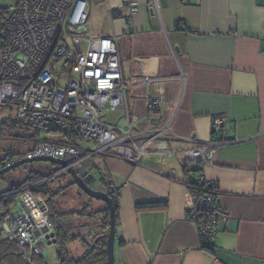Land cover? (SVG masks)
I'll use <instances>...</instances> for the list:
<instances>
[{
    "label": "crops",
    "instance_id": "0c3cea01",
    "mask_svg": "<svg viewBox=\"0 0 264 264\" xmlns=\"http://www.w3.org/2000/svg\"><path fill=\"white\" fill-rule=\"evenodd\" d=\"M131 2L133 11L125 0H87L92 34L117 37L133 114L148 111V95H163L176 154L139 164L96 155L118 192L115 264H264V0ZM146 71L155 75L148 88ZM112 113L111 122L124 123V108ZM215 117L225 120L213 132ZM209 142L213 159L202 162ZM183 165L218 185L228 218L213 251L186 215Z\"/></svg>",
    "mask_w": 264,
    "mask_h": 264
},
{
    "label": "built area",
    "instance_id": "2783aa9c",
    "mask_svg": "<svg viewBox=\"0 0 264 264\" xmlns=\"http://www.w3.org/2000/svg\"><path fill=\"white\" fill-rule=\"evenodd\" d=\"M125 1L133 11L131 0ZM154 79L150 71L140 75L145 88ZM128 90L117 37L92 34L87 0H12L0 7V114L26 128L30 137L55 134L42 139L38 134L25 154L1 159L0 169L23 157L65 159L62 171L100 154L133 164L151 155L176 154L163 95H148V111L138 116L128 109ZM118 108L125 109L123 124L105 118ZM224 120L213 118L212 131L221 130ZM201 148L202 162L211 161L213 143H201ZM198 175L203 184L187 189L186 215L201 238L212 241L228 216L217 203V183ZM16 192L19 202L2 221L0 240L15 241L29 258L51 241L52 227L43 200L28 187Z\"/></svg>",
    "mask_w": 264,
    "mask_h": 264
},
{
    "label": "trees",
    "instance_id": "16d2710c",
    "mask_svg": "<svg viewBox=\"0 0 264 264\" xmlns=\"http://www.w3.org/2000/svg\"><path fill=\"white\" fill-rule=\"evenodd\" d=\"M9 119L0 121V134L8 126L15 127L17 124ZM25 132L18 134V137L25 136ZM14 156V155H13ZM10 156V157H13ZM30 163V162H29ZM28 163V164H29ZM36 161H32L31 166L27 169L26 177L19 183L8 186L6 189H0V232L2 221L8 219L13 203L16 201L18 194L16 191L28 187L33 195L43 200V206L48 213V218L55 234L56 259L58 264H107L106 240L109 232V209L103 201L94 199L82 191L74 182L71 175L62 170L64 174L70 177V184L66 187L75 186L85 202L80 209L71 206L67 210H61L59 196L62 193L59 189L56 191L51 188L50 183L59 174L56 171L61 170V166L48 162V167L33 166ZM88 169V168H87ZM82 179L93 189L106 192L112 200L114 207L115 226L118 220V192L112 181L103 173L99 167L92 161L88 170L82 174L75 169ZM82 171V169H81ZM199 172V171H198ZM5 174L0 175V181ZM183 183L188 190L199 188L203 184L199 175L196 178L190 176V171L183 165ZM91 183H97V188L92 187ZM1 184V182H0ZM97 202V203H95ZM164 201L157 203H146L141 206L152 207L164 204ZM72 216L68 222L64 217ZM78 241L82 251L77 256L71 254L69 248L70 242ZM202 242L204 249L213 251L211 241ZM121 244L123 241L120 242ZM0 264H47L45 257L39 254H31L29 258L21 252V248L15 241L0 240Z\"/></svg>",
    "mask_w": 264,
    "mask_h": 264
},
{
    "label": "rangeland",
    "instance_id": "374dc122",
    "mask_svg": "<svg viewBox=\"0 0 264 264\" xmlns=\"http://www.w3.org/2000/svg\"><path fill=\"white\" fill-rule=\"evenodd\" d=\"M12 3V0H0V7H6L8 5H10ZM5 115V112H3L2 114H0V121H2L3 119H5L3 116ZM105 118H110L112 119V112H106L105 114ZM8 122L10 120H7ZM10 123V122H9ZM121 123V122H120ZM28 133V130L24 127H21L19 124H17L15 127H10L8 126L7 128H5L3 130V132H1L0 134V160L6 157H10L13 155H23L25 154L27 151H29L33 144H34V140L35 138L38 136L39 134V138H47L50 136H54L55 134H49L46 132H39L37 134H35L33 137H30V134L27 135L26 137H18V134L21 133ZM37 139V138H36ZM90 147H95L94 144H90ZM97 157L92 156L89 157L88 159H85V161H81L79 163H77L75 165L76 169L78 171H80V173L82 174V172H84V170H88L89 166L91 165L92 161L96 162ZM31 163V162H30ZM24 164L21 165L15 169H12L10 171H8L7 173H5V177L3 180H1V184H0V189L4 190L6 189L8 186H11L13 184L19 183L21 182L27 175V169L31 166V164ZM48 162L45 161H36L35 164H33V166H37V167H48L47 165ZM88 168V169H87ZM82 169V171H81ZM59 175L57 177L54 178V181H52L50 183L51 188H53L55 191L57 189H59V192L62 191V193L59 196V202H60V206H61V210H67L69 209L71 206L76 207V209H80L82 207V203L85 202V198H83L81 196V194L78 192V190L76 189L75 186L72 187H66L68 184H70V177L68 176V174H64L62 175L64 172L62 171H56ZM92 187L97 188L99 185L97 183H91L90 184ZM61 190V191H60ZM17 198L16 201L13 203V208L16 207V205L19 202V194H16ZM97 203V202H95ZM68 219L67 221L70 222L73 218L72 216H69V218L67 216L64 217V220ZM69 248L71 250V254L73 256H77L78 254H80V249H82L80 243L78 241L70 242L69 243ZM42 255L46 258V260L50 263H54L55 262V245L51 244L48 245L44 250H42Z\"/></svg>",
    "mask_w": 264,
    "mask_h": 264
},
{
    "label": "water",
    "instance_id": "95a60500",
    "mask_svg": "<svg viewBox=\"0 0 264 264\" xmlns=\"http://www.w3.org/2000/svg\"><path fill=\"white\" fill-rule=\"evenodd\" d=\"M32 161H45V162H51L54 164H57L61 166V169L64 168L68 162L65 159L56 158L53 156H36V157H23L20 158L13 163H11L9 166L3 167L0 169V175L7 173L8 171L15 169L21 165H24L26 163L32 162ZM66 171L71 175L76 185L84 191L87 195L90 197L103 201L106 203L108 209H109V232L107 235L106 240V253H107V264H115V257H114V243H115V219H114V207L111 198L109 195L101 190H96L91 188L84 179L81 178V176L77 173V171L73 167H69L66 169ZM50 237H52L51 241H48V244H55V234L53 232L50 233Z\"/></svg>",
    "mask_w": 264,
    "mask_h": 264
}]
</instances>
